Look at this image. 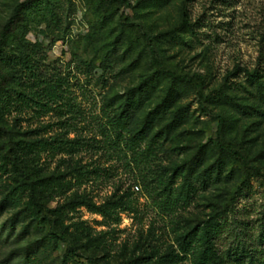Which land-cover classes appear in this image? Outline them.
I'll list each match as a JSON object with an SVG mask.
<instances>
[{"label":"rangeland","instance_id":"obj_1","mask_svg":"<svg viewBox=\"0 0 264 264\" xmlns=\"http://www.w3.org/2000/svg\"><path fill=\"white\" fill-rule=\"evenodd\" d=\"M0 264H264V0H0Z\"/></svg>","mask_w":264,"mask_h":264},{"label":"trees","instance_id":"obj_2","mask_svg":"<svg viewBox=\"0 0 264 264\" xmlns=\"http://www.w3.org/2000/svg\"><path fill=\"white\" fill-rule=\"evenodd\" d=\"M9 27H10V24H8L7 25V27L5 28V31L2 33V35H1V37L2 38H4V39H6V37H7V32L6 31H10L9 30ZM174 76H176L175 74H173ZM184 78H186V79H191L192 77H185V76H183ZM52 94H54L53 92H48V94L47 95H49V96H52Z\"/></svg>","mask_w":264,"mask_h":264}]
</instances>
